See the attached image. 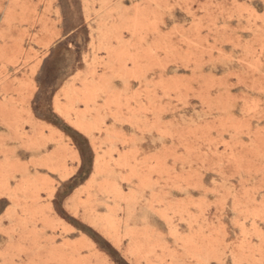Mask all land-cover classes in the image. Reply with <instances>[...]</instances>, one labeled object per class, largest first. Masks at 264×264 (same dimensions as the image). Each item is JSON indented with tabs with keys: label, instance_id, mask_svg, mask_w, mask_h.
<instances>
[{
	"label": "rangeland",
	"instance_id": "374dc122",
	"mask_svg": "<svg viewBox=\"0 0 264 264\" xmlns=\"http://www.w3.org/2000/svg\"><path fill=\"white\" fill-rule=\"evenodd\" d=\"M0 264H264V0H0Z\"/></svg>",
	"mask_w": 264,
	"mask_h": 264
},
{
	"label": "snow or ice",
	"instance_id": "6c2138e0",
	"mask_svg": "<svg viewBox=\"0 0 264 264\" xmlns=\"http://www.w3.org/2000/svg\"><path fill=\"white\" fill-rule=\"evenodd\" d=\"M37 100H38V101L40 100V97H39V96L37 97Z\"/></svg>",
	"mask_w": 264,
	"mask_h": 264
}]
</instances>
